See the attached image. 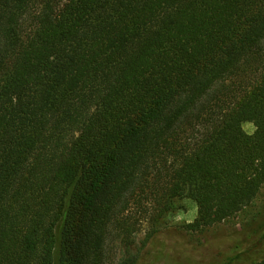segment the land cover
Wrapping results in <instances>:
<instances>
[{
	"label": "trees",
	"instance_id": "trees-1",
	"mask_svg": "<svg viewBox=\"0 0 264 264\" xmlns=\"http://www.w3.org/2000/svg\"><path fill=\"white\" fill-rule=\"evenodd\" d=\"M263 186L264 0H0V264H104L132 203L194 234ZM258 216L222 264H264Z\"/></svg>",
	"mask_w": 264,
	"mask_h": 264
},
{
	"label": "rangeland",
	"instance_id": "rangeland-1",
	"mask_svg": "<svg viewBox=\"0 0 264 264\" xmlns=\"http://www.w3.org/2000/svg\"><path fill=\"white\" fill-rule=\"evenodd\" d=\"M242 131L250 137L255 127L244 123ZM177 204L182 209L161 220V217L140 213L132 203L124 214L129 217L132 233H124L123 227L112 228L104 247V264H120L131 257L135 264H165L168 259H172L169 264H194L190 259H198L199 264H222L219 253L226 252L229 246L244 244L248 235L258 229V213L264 207V186L251 204L235 217L194 234L186 233L182 227L195 220V203L185 199Z\"/></svg>",
	"mask_w": 264,
	"mask_h": 264
}]
</instances>
